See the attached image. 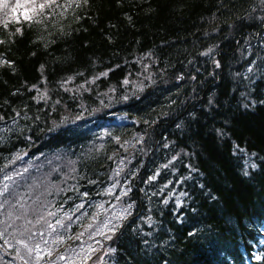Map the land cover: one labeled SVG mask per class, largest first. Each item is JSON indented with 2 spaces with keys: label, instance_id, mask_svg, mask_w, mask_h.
I'll return each instance as SVG.
<instances>
[{
  "label": "trees",
  "instance_id": "1",
  "mask_svg": "<svg viewBox=\"0 0 264 264\" xmlns=\"http://www.w3.org/2000/svg\"><path fill=\"white\" fill-rule=\"evenodd\" d=\"M7 4L0 178L37 166L0 207L17 243L49 239L18 259L87 243L89 264H264V2Z\"/></svg>",
  "mask_w": 264,
  "mask_h": 264
},
{
  "label": "snow or ice",
  "instance_id": "2",
  "mask_svg": "<svg viewBox=\"0 0 264 264\" xmlns=\"http://www.w3.org/2000/svg\"><path fill=\"white\" fill-rule=\"evenodd\" d=\"M29 2L35 4V6L31 8V12L37 13V12L43 11L45 8L52 7L53 4L57 3V0H43L42 3H36V0H29ZM84 2L87 3V0H84ZM262 2H264V0H262ZM2 6L8 7L7 0H2ZM20 7H22V5L18 3L16 5V7L12 9V11L15 12L16 9L20 8ZM24 17H25V19H28V20L32 19V16L30 15V13L28 11L24 12ZM262 19H264V17H262ZM0 43H4V41H0ZM212 51H213V49L209 48L207 52L202 53V54L203 55H209L212 53ZM0 63L9 64L10 62L7 60H0ZM214 63H215L217 68L220 67V62L218 60L214 61ZM252 71H253L252 68L248 69V72H252ZM103 75H107V73H104ZM179 78L182 79V77H179ZM192 79H195V77H192ZM124 83L127 84L128 81L125 80ZM127 98H128L127 96L124 97V99H127ZM210 103H211V101H210ZM251 103H252V105H254L256 102L253 100ZM262 103H264V101H262ZM244 106L247 108L250 105L246 103ZM0 119H2V117H0ZM145 123H148V121H145ZM177 127H181V125H177ZM220 134L223 135L222 132ZM236 148L239 151H244L243 149L239 148V145H237ZM253 155H255V154L253 153ZM165 167H167V165H165ZM249 167L252 169H255L257 167V165L253 162V163H250ZM117 175H119V173H117ZM245 175H249V173L246 171ZM153 179H154V177H153ZM201 187H203V185H201ZM0 194H2V193H0ZM125 194H127V193H125ZM165 203H167V201H165ZM79 207H83V205H80ZM131 207H132L131 205H128L127 208L124 210V212L121 213V216H124L125 213H127V210L130 209ZM104 226L108 227L107 224H105ZM118 227H119V225H113L111 230L114 232ZM2 235H3V233H0V236H2ZM5 242L7 243V241H5ZM20 243H23V242L21 241ZM24 247L27 249L29 254L33 251V249L28 248L27 244H24ZM37 253H39V247L38 246H37ZM17 255L19 256V250H17ZM20 259L23 260V264H29L27 259H24L23 257H20ZM37 260H39V255H37Z\"/></svg>",
  "mask_w": 264,
  "mask_h": 264
},
{
  "label": "rangeland",
  "instance_id": "3",
  "mask_svg": "<svg viewBox=\"0 0 264 264\" xmlns=\"http://www.w3.org/2000/svg\"><path fill=\"white\" fill-rule=\"evenodd\" d=\"M115 121L117 122V123H119V124H123V123H125V124H128V123H131V120L130 119H128L126 116H124V115H122V116H117L116 118H115ZM3 128H0V131L2 130ZM27 168L28 169H34V166H33V163H27ZM14 184H15V180L14 179H11V180H5V181H2V180H0V190L2 189V187L6 190V189H8L9 187H13L14 186ZM3 193V192H2ZM89 245L90 244H87L86 243V245L84 244V245H80L79 247H77L76 249H75V254L77 255L79 252H80V249L82 250V251H84V250H86V248L85 247H87V253H86V259H88V257H90V255H91V252H92V250H88L89 249ZM41 249V248H40ZM92 249V248H91ZM40 252V251H39ZM37 254V253H36ZM81 262L84 264L85 263V260L83 259V260H81ZM68 263V262H67Z\"/></svg>",
  "mask_w": 264,
  "mask_h": 264
}]
</instances>
